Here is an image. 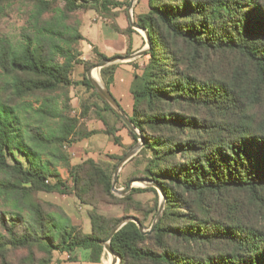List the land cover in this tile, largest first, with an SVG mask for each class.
<instances>
[{"label": "trees", "instance_id": "obj_1", "mask_svg": "<svg viewBox=\"0 0 264 264\" xmlns=\"http://www.w3.org/2000/svg\"><path fill=\"white\" fill-rule=\"evenodd\" d=\"M20 1L30 4L18 43L0 38L8 93L0 98V264H51L55 252L68 256L58 264L76 262L79 250L100 263L101 243L120 219L99 214L98 205L122 203L155 217L161 200L153 187L116 198L111 168L92 158L72 165L68 152L97 133L85 124L95 118L120 145L115 125L126 127L86 77L92 62L82 59L77 13L94 10L112 21L113 10L126 11L129 0ZM145 1L134 22L148 32L150 47L143 67L132 65L128 116L144 143L130 160L143 165L142 179L160 187L163 210L152 232L142 234L129 221L110 248L119 264H264V0ZM75 66L83 69L79 82L71 79ZM116 68L100 70L108 90ZM73 86L93 91L78 116L71 114ZM25 99L37 106L22 105ZM146 190L154 195L149 210L131 198ZM38 193L71 194L90 206V232L61 207L35 199Z\"/></svg>", "mask_w": 264, "mask_h": 264}, {"label": "rangeland", "instance_id": "obj_2", "mask_svg": "<svg viewBox=\"0 0 264 264\" xmlns=\"http://www.w3.org/2000/svg\"><path fill=\"white\" fill-rule=\"evenodd\" d=\"M29 4L30 3L27 1L25 2V1H20V0H15L12 2H6V3L0 2V38L5 37V38L12 40V42L14 44L18 43L20 29L25 24V22L27 20V13L26 12L29 10V7H28ZM93 11L94 10H91L90 12H88V11L79 12V13H77V17L81 16L82 21L84 19V25L81 28V32L83 34L88 33L91 35V37L95 38V36L97 34V30H96L97 26H94V25H92L90 27L87 26V24L89 23V18H90L89 16H92L94 14ZM141 11H143V12L146 11L145 6L142 3H140L138 5V8H137V12H141ZM87 12L90 15L87 14L85 16V14ZM128 16L131 17L132 13H130V14L128 13ZM132 20H133V18H132ZM118 23L120 25H122V23H123V25L127 24L125 18L119 19ZM139 33L144 34L141 30L139 31ZM81 48L82 47H80V49ZM83 48L87 50L88 56L85 55V57L83 56L82 58L86 59L90 56L92 66L97 65L101 61L100 59H98V57H96L93 50H91V49L88 50L86 44H83ZM103 52H105V51H103ZM105 56L108 58L112 57V55H109V54H105ZM118 62L125 63L126 61H118ZM100 70L101 69L96 68L95 77H96V79H99L100 84H103V82L100 78ZM82 73H83L82 66H75V68L71 72V79L74 82H79L82 79L81 78ZM5 92L7 93V90H6L3 78L0 77V98L1 97L6 98ZM92 92L93 91L86 90L84 87H81V86H73L70 88L69 98H70V105L72 108V112H71L72 115L78 116V114L80 113L81 103H86V100H88V98L90 97ZM94 92H96V91L94 90ZM7 95H8V93H7ZM89 103H90V105L92 103L95 104L94 99L91 98ZM22 105H24V106L31 105L32 107H36L37 103L34 102L33 99H25L22 102ZM122 105L125 108L123 102H122ZM24 108L27 109L26 107H24ZM28 110L30 111V109H27V111ZM97 111H98V109H97ZM92 116H93V113H92ZM119 128H123V127H119ZM124 129L127 130V128H124ZM128 136H129V134H128ZM130 140L132 141L131 137H130ZM101 143H103V142H101ZM134 145L135 144H132L128 147H125L122 151V155H124V153L127 152ZM83 147H85V149H86L87 146H83ZM90 147H88L87 149H90ZM111 147H112V145H111ZM91 150H93V149H91ZM106 150H107V148L94 149L93 150V151H95L94 158L100 164H102L104 166H108L109 168H111V170H112V181H113L114 170H115L117 163L119 162V160H117L116 158H118L119 156H113V157H115V159L111 158L110 157L111 155H106L107 154V152H105ZM70 151L72 154V158H71L72 163L78 164V163H80L81 160H83V159H81V160L78 159V153L74 152V147H72L70 149ZM79 154H80V152H79ZM86 157H88V156H86ZM112 166H114V168H112ZM142 168H143V165L139 161H136L133 159L130 161L128 160L126 163H124L120 167V169L118 170L115 189L122 190V189L126 188L130 182H132L131 183V189H139V190L142 189L143 190L145 188L151 187L150 185H148L146 182L143 181L144 179H142L140 177ZM60 174L64 180H66V181L69 180L67 172L64 169L60 170ZM131 189L124 196L129 195L131 192ZM157 193H158V191H157ZM113 195L118 199L124 197V196H120V195L115 194V193H113ZM34 197H35V199L42 200V201L48 202L50 204H53L55 206L61 207L68 215H70L72 222L74 224L80 226L85 234L90 232V221L88 218V212L91 210V207L87 206V205L80 204L73 195H71V194L61 195L58 193H38ZM131 198L133 201L140 203L144 208H147L148 210L153 206V203H154V195L152 192H150L148 190L133 193ZM96 210L99 214H101L107 218H118V219H120V221L123 219H126V218H130V217L142 218L143 223H144L146 228H148L149 225L152 224V222L155 218L151 215H147L145 217L142 213L134 211V210L130 209V207L124 208L122 203H111V202H104L103 203V202H101L98 205V207L96 208ZM75 254L77 256L76 262L81 263L82 261L85 260L84 251L79 250ZM13 255L15 257L14 262H16V259L19 260L22 258V254H20L19 252L15 253ZM107 255H108V252H106L103 249V253L101 255V264ZM64 256H65V254H61L58 252L53 253V260H52L51 264H58L57 262L61 258H63ZM107 259H109L110 262H112V264H114L113 263V257L108 255ZM64 264H69V262L64 263Z\"/></svg>", "mask_w": 264, "mask_h": 264}, {"label": "crops", "instance_id": "obj_3", "mask_svg": "<svg viewBox=\"0 0 264 264\" xmlns=\"http://www.w3.org/2000/svg\"><path fill=\"white\" fill-rule=\"evenodd\" d=\"M140 3H142L145 6V9L147 10V5H146L145 0H134L133 2L129 0V5L126 7V11L124 9L125 7L113 10V12L115 11L117 12V15L114 17L112 21L111 19L105 18L102 15H99L98 13L93 11L94 14L92 16H89L90 18H89V23L87 24V26L89 27L92 25L97 26L96 27L97 34L95 38L91 37V35L88 33L83 34L81 32V28L84 25V19H83L82 25L80 27V32L84 38V40L81 41L80 43V47H82L80 49L82 53V57L83 56L85 57V55L88 56L87 50L83 48V44L87 45L88 50L89 49L93 50V48H96L103 55L105 54L112 55L110 59L133 56L137 54L138 52L145 50L146 42H145L144 34L142 33L140 34L139 33L140 30L133 28L131 26L129 16H128V13L130 11V13H132L131 17L133 18V22H134L136 15L146 12V11L137 12V8ZM90 11L91 10H89L88 12ZM88 12L85 14V16L89 14ZM121 18L122 19L125 18L127 24L123 25L122 23V25H120L118 23V20ZM111 23H115L120 30H125L128 27V25H130L133 31L129 35L118 33L112 28ZM128 48L131 51V53L128 55H125ZM116 56H121V57H116ZM82 59L90 60L91 57L89 56L86 59L85 58H82ZM146 60H147V56H144L143 54L141 56H136L135 58L128 60L125 63H122V62L114 63L117 65V68L114 73L113 83L109 87V92L111 93L113 98L116 100L120 108L124 111V113L127 116L131 114V107H132V96L129 92V87H130V84L133 78V71H134V68L132 65L137 64L139 68H142L143 63ZM122 102L124 103V106L126 109L123 107ZM106 117L110 123L115 122L114 118L110 114H107ZM85 124H86L87 131L94 130V131H97V133L87 138H84L74 143L72 146H70L68 148V152L71 158H72V154H71L70 149L72 147H74V152L78 153L79 160L81 159L85 160L87 158H92L95 160L94 158L95 151H93L94 149L107 148V150L105 151L107 152L106 155L121 156L123 149L132 144V141L130 140V137L127 134L128 133L127 130L124 128H119L120 126L117 124L115 125L116 126L115 135L120 139V145H116L112 141V139L104 133L105 127L100 120L90 119L88 121H85ZM83 146H87L86 149ZM88 147H90V149H87ZM71 164L74 165L77 163L71 162ZM67 258L68 256L65 255L63 258L60 259V261H64ZM109 262L110 260L106 261L104 259L102 264H108ZM64 263H67V262H63L59 264H64ZM110 263L112 264V262ZM69 264H101V259H100V263H89L85 259L81 263L69 262Z\"/></svg>", "mask_w": 264, "mask_h": 264}, {"label": "water", "instance_id": "obj_4", "mask_svg": "<svg viewBox=\"0 0 264 264\" xmlns=\"http://www.w3.org/2000/svg\"><path fill=\"white\" fill-rule=\"evenodd\" d=\"M131 2H133L134 0H130ZM130 14V11H129ZM130 19V24L133 28H136L138 30H141L144 33V37H145V42H146V48L145 50H142L140 52H138L137 54L133 55V56H127V57H123V58H112V59H106V60H101L97 65L92 66L89 70H87L86 72V77L89 81V83L93 86L94 90L96 91L98 97L105 102L112 110V112H114L116 114V116L122 121V123L125 125V127L133 132L134 134H136L138 142L131 147L123 156L122 158L119 160V162L117 163L115 170H114V176H113V181H112V186H111V190L113 193L118 194L120 196H124L126 193H128L131 189V183L130 182L128 184V186L122 190H117L115 189V184H116V180H117V173L118 170L120 169V167L126 163L128 160H130L132 157H134L137 152L141 149V147L143 146L144 143V139L143 137L138 133V131L135 129V127L133 126V124L131 123V121L129 120L128 116L124 113V111L120 108V106L118 105V103L116 102V100L113 98V96L111 95V93L109 92V90L105 87L104 84H100L98 83L96 80H94L92 78V71L93 69H102L106 66H109L111 64H114L118 61H128L131 60L133 58H135L136 56H141L143 55L147 50H149L150 47V41H149V36H148V32L146 31V29L140 28L139 26H137L133 20L132 17H129ZM144 182H146L148 185H150L151 187L155 188L158 193L159 196L161 198L160 200V204L158 207V212L152 222V224L150 225V227L146 230H144V227L140 224V222L134 218V217H130V218H126L123 219L121 221H119L117 224H115L113 226V228L111 229L107 239L105 241H103L101 243V245L103 246V249L108 252L109 254H111L114 259H113V263L115 264H119L120 258L118 256H116L109 245V241L111 239V237L113 236V234L118 231L123 225H125L127 222H133L136 224L138 230L142 233V234H149L150 232L153 231L154 227L156 226V224L159 222V219L161 217V213L163 210V202H164V197L162 194V191L160 189V187L149 180H143Z\"/></svg>", "mask_w": 264, "mask_h": 264}, {"label": "bare ground", "instance_id": "obj_5", "mask_svg": "<svg viewBox=\"0 0 264 264\" xmlns=\"http://www.w3.org/2000/svg\"><path fill=\"white\" fill-rule=\"evenodd\" d=\"M95 70H96V69H94V70L92 71V78H93L94 80H96L97 82H99V79H96V77H95ZM99 83H100V82H99ZM108 255H110L111 257H113V256H112L111 254H109V253H108ZM108 255H107V256H108ZM107 256H106L105 260H106V261H109V260L107 259ZM113 259H114V257H113ZM108 264H111V263L109 262ZM115 264H116V263H115Z\"/></svg>", "mask_w": 264, "mask_h": 264}]
</instances>
